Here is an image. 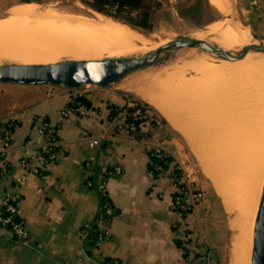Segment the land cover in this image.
I'll return each mask as SVG.
<instances>
[{"label":"crops","instance_id":"crops-1","mask_svg":"<svg viewBox=\"0 0 264 264\" xmlns=\"http://www.w3.org/2000/svg\"><path fill=\"white\" fill-rule=\"evenodd\" d=\"M215 2L222 13L224 7L231 10L228 0ZM245 8L246 26L264 41V0H248ZM144 81L136 76L113 87L79 88L77 98L86 104L85 113L70 112L65 117L61 112L71 107L77 90L52 84L0 82V119L18 123L13 145L5 159L0 160V198L15 190V178L22 172L19 160L31 150L26 142H42L40 119L58 125L63 147V153L44 172L30 175L18 188L19 215L29 236L17 241L0 226V264H92L94 256L109 257L115 264H202L197 253L208 244L201 235L203 222L197 218V209L183 216L171 208L176 187L168 176L152 177L148 146L161 143L173 162L189 176L193 171L207 173L192 140L158 106L134 92V88L146 89ZM127 96L153 107L157 119L164 120L162 132L148 134L147 121L140 128L142 137L118 131L125 118L119 109L127 103ZM172 96L170 110L174 114L185 112V98ZM111 107L118 108V112L112 114ZM190 113L185 112L184 119L190 118ZM208 119L210 123L209 116ZM165 130L169 133L166 140L162 139ZM191 133L204 144L210 142L200 140L195 129ZM90 141L95 142L94 146ZM212 144L215 150L223 145L214 140ZM98 162L103 166L119 165L122 171L110 175L104 185L116 210L108 225H100L101 231L106 229L107 237L98 244L87 245L88 223L98 214L100 195L88 188L86 177L93 174ZM214 187L218 192L215 184ZM180 228L186 232L193 229L195 236L187 239Z\"/></svg>","mask_w":264,"mask_h":264},{"label":"rangeland","instance_id":"rangeland-1","mask_svg":"<svg viewBox=\"0 0 264 264\" xmlns=\"http://www.w3.org/2000/svg\"><path fill=\"white\" fill-rule=\"evenodd\" d=\"M161 1V8L158 9L152 17V29H145V31L154 33L159 38H165L167 41L179 36H194V34H202L205 36V39L212 41L213 38L217 37L218 31L216 32L208 28L211 26L214 28H216V26L222 27L225 20H234L246 25L245 6L248 0H228L231 10L229 11L228 7H224L222 14L214 11L208 0ZM28 2L37 5L36 11H39L38 13L41 12L40 14L44 12L43 14L55 15L57 13L55 16H80L81 18L91 19H96L99 15L117 21L119 20L131 27L141 29L132 24L130 25V23L124 19L115 18L94 10L85 3V0H29ZM28 2L25 0H0V20H4L9 16L17 9V6L22 7L23 4ZM12 9L13 11L11 12ZM49 11L54 14H51ZM96 13L97 15H95ZM66 14L73 15L68 16ZM231 44L232 43L222 45V47L228 49L240 47L238 44L234 45L235 47L230 46ZM12 47L15 46L5 47L6 49L4 46H1L0 48L5 49L3 50L5 53L1 51L2 49H0V53L3 55L9 53L18 54L16 49L14 50ZM144 53V50H139L127 54L142 55ZM255 55L257 56V58H255L256 67L251 66V68L253 73H257V79L262 83H260L259 92L264 94V58L261 57L259 53ZM5 56H3L4 58L2 57L3 59L0 58V64L22 63L23 61V63H46L92 58L61 53L58 56L60 57L59 59L58 57L54 60L46 59L44 62L40 59L29 60L24 57H21L20 61V59L18 60L20 56L13 60L12 58L14 57H8L9 60L6 59L7 57ZM232 64H236V61L218 58L216 55L199 48H183L176 51L175 55L164 66L150 71L149 73H155L159 70H164L163 72L153 74L147 79L152 77L163 80L160 81L163 85L174 83V85L179 86L174 94L184 97V104L188 102L183 109L185 111L187 109L190 110V106H192L193 113L199 116L198 119L195 118L193 120L194 122L196 121L194 127L198 132L200 140H204L205 143L214 140L215 144H218L219 138L222 137L224 142H227V146L225 144H223L224 146L222 144L216 146L217 150H215V152L217 156L215 155V160L217 165L222 164L225 169L230 165L239 167L238 169L246 165L258 175H263V171L261 170L264 168V162L262 159H259V154L264 153V117L259 114L257 115L254 111L252 102L249 103V95L247 97L245 96L243 100H240L238 92H230L229 80L234 78V75L238 74L230 70V65ZM239 66L246 67L243 63ZM147 75L148 74L144 73L140 75L139 78L143 80ZM183 79L186 84L182 85L180 82H182L181 80ZM85 86L90 85H83L81 88ZM74 90H77L75 94H80L79 88ZM77 101L81 102L80 100ZM244 104L246 108H244ZM112 112L114 114L115 111L111 109V113ZM208 116L211 118L210 123H208ZM142 126L143 125L140 124L138 129L139 133ZM162 127L164 128V125H162ZM255 131L259 132V134L255 135L256 138L255 136H251ZM162 136L163 138H161L166 140L169 133L165 130ZM208 144L209 143H207L208 148H205L206 150L210 149ZM245 146L248 148L245 149ZM261 146L262 148H260ZM225 147L228 149V153L225 152ZM203 172L204 171H201L200 174V172L193 171L192 175L189 176L182 171L185 178L191 182V186L195 191L201 194V199L197 202L196 215L198 220L201 219L203 222V231L201 230V235L204 237L202 238L203 240H207L206 244H208L205 250L197 254L198 256L207 258L205 259V262H208L207 264H228V247L234 228L233 217L240 206V197L233 193L229 199H223L216 191L212 181ZM263 188L264 184H262V187L258 190L256 195V211L258 210ZM233 190L237 192L236 188H233Z\"/></svg>","mask_w":264,"mask_h":264},{"label":"bare ground","instance_id":"bare-ground-1","mask_svg":"<svg viewBox=\"0 0 264 264\" xmlns=\"http://www.w3.org/2000/svg\"><path fill=\"white\" fill-rule=\"evenodd\" d=\"M211 3L214 11L221 14L222 10L215 0H211ZM36 10L37 5L28 2L23 4L22 7L17 6V9L14 11L12 9L11 12H13L9 16L4 20H0V47L4 46V48H8L14 45L15 47H12V49L14 48L18 52V54H5L9 56L0 53V58L3 56L7 57L6 59H9L8 57H14L12 58L13 60L20 56L18 60L24 57L29 60L40 59L44 61L46 59L54 60L61 53L99 58L102 56L123 55L139 50L146 51L167 41L165 38H159L154 33L131 27L125 24V22L117 21L109 17L99 15L96 19L81 18L78 15V17H59L58 15L55 16L57 13L55 15L43 14L44 12L40 14L41 12L38 13L39 11L37 12ZM51 14L54 13L52 12ZM208 29L218 31L217 37L213 38V41L221 46L232 43L230 46L235 47L234 45L238 44L241 47L254 42L250 28L234 20H225L222 27L216 26L214 28L211 26ZM194 37L205 39V36L202 34H194ZM4 48H0L2 49L1 51L6 49ZM3 52L5 53V51ZM255 54L248 53L243 59L237 60L236 64L230 65V70L235 72V74L238 73L233 76L234 78L229 80L230 92H238L240 100H243L245 96L247 97L249 95V103L252 102L254 111L257 115L259 114L264 117V94L259 92L261 82L257 79V73H253L251 68V66L256 67L255 58L257 56ZM260 56L264 58L263 54H260ZM241 63L245 64L246 67H240L239 65ZM163 71L159 70L158 72ZM158 72L149 73L143 79L145 80L144 82L147 81L146 89L134 88V92L158 106L171 119V122L192 140V144L203 169L213 180L223 199H229L233 193L239 195L240 206L233 217L234 228L228 247V264H251L253 228L257 213L255 210V200L258 190L264 184V168L261 170L263 171V175H258L246 165L241 169L234 167V165H230L227 169L222 164L217 165L215 160L216 152L212 148V140L209 142L211 145L210 149L206 150L207 144L202 143L192 136L191 131L193 132L195 129L194 125L196 123L193 119H198L199 117L193 113V107L190 106V110L187 109L188 111H185L186 113L191 112L190 118L187 117L184 119V111H179V113L174 114L168 106L171 98H173L172 95H175L174 92L179 86L174 85V83L163 85L160 82L163 80L152 77L151 79H147ZM181 81L180 83L182 85L186 84L184 79ZM168 86H170L169 89ZM244 108H246L245 104ZM256 134H259V132L255 131L251 136L254 137ZM220 138L218 143L221 141L227 146V142H224L222 137ZM247 148L245 146V149ZM225 152L228 153L227 148ZM259 159H262L264 162V153L259 154ZM233 188H236L237 192Z\"/></svg>","mask_w":264,"mask_h":264},{"label":"water","instance_id":"water-1","mask_svg":"<svg viewBox=\"0 0 264 264\" xmlns=\"http://www.w3.org/2000/svg\"><path fill=\"white\" fill-rule=\"evenodd\" d=\"M254 42L235 49L224 48L213 40L179 36L146 50L142 55L105 56L50 63L0 64V82L9 84H52L69 89L83 85L113 87L133 77L149 74L164 66L183 48H199L229 61L241 60L248 53L264 55V41L250 29ZM251 264H264V188L253 228Z\"/></svg>","mask_w":264,"mask_h":264},{"label":"built area","instance_id":"built-area-1","mask_svg":"<svg viewBox=\"0 0 264 264\" xmlns=\"http://www.w3.org/2000/svg\"><path fill=\"white\" fill-rule=\"evenodd\" d=\"M77 96L78 94H75L72 98L71 107L62 110V116H68L70 112H77L79 114L85 113L86 104L83 105L81 102L77 101ZM111 109L115 111L114 113L118 112V108L111 107ZM152 115L154 114L147 108L138 107L132 114L131 122L126 125L123 123L118 126V131H127L130 135L134 136V132H136L140 126V123H137V121ZM3 121L7 124L0 125L1 155L7 153L9 148L13 145L14 134L18 127V123L15 120L8 119ZM38 123L43 137L42 142L38 145L34 144L32 140H28L26 142V147L28 150H31L26 152V154L19 160L22 172L15 178V190L7 192L0 198V205H4L9 213V215L5 217L0 215V226L5 228V230L9 232L17 241H25L29 236L24 221L19 215L21 195L18 188L28 180L30 175L40 174L41 168L56 161L58 156L63 153V147L58 135V125L52 124L44 119H40ZM94 144V141H90L91 146H94ZM148 149L149 151H152V153L159 160L164 161L170 156L168 150L161 143L151 144L148 146ZM172 167L173 166L170 167L167 173L168 178L176 187L172 198L171 208L174 211L183 214V216L190 215L194 210H196L197 202L201 199V194L195 191V189L191 186V182L185 178L182 170H179L180 173L177 174L172 170ZM158 168L162 169L160 165H158ZM121 171L122 168L119 165H109V167L108 165H104L102 168V172L109 176L113 173H120ZM86 185H91V181L86 180ZM106 212L110 214L112 213V209L106 206ZM180 230H182L183 236L187 239L191 240L195 236L193 229L187 232L182 228H180ZM102 232L107 234L106 229L102 228ZM197 259L202 262V264H205V259L207 258L204 256H197Z\"/></svg>","mask_w":264,"mask_h":264},{"label":"trees","instance_id":"trees-1","mask_svg":"<svg viewBox=\"0 0 264 264\" xmlns=\"http://www.w3.org/2000/svg\"><path fill=\"white\" fill-rule=\"evenodd\" d=\"M25 1L28 2L29 0H25ZM85 3L98 12L113 16L115 18L124 19L128 23H130V25L132 24L135 27L137 26L144 30L152 29L153 14L162 6V2L160 0H85ZM80 99L81 98L79 97L76 98V100H80ZM138 107L147 108L154 115L147 116L145 119L137 121V123L143 124L144 122L147 121L149 123L148 134L149 133L151 134L152 133L151 131H154L155 134L162 132V128H163L162 125H164V120L161 119L160 117H158L157 119V115L155 114V112H153V108L151 107L150 104L141 101L137 98H134L132 96H127V103L125 104V106L119 109L121 112L124 113V117H125L124 124L126 125L131 122L132 114ZM1 124H7V123L4 122L2 119H0V125ZM143 135L144 134L139 133V130L134 132V136L136 137H142ZM148 154H149L148 169L152 177L160 178L162 176H168L167 173L171 166H173L172 170L174 172H176L177 174L180 173L179 171L180 168L177 167V165L173 162L171 156H169L166 160L163 161L156 158V156L152 153V151H148ZM5 157H6V153L4 155L0 154V158H1L0 160H4ZM158 165H160L162 169H159ZM102 168H103L102 163L99 162L95 163V166L93 167L94 169L93 174H88L86 177V180L91 181V185H88V188L97 190L100 195L98 214L95 217V219H93L88 223L89 228L86 235L87 245L98 244L107 237V234L101 231L100 225H108L112 216L116 213L115 208L112 206L109 197L104 191V185L109 175L102 172ZM46 169L47 166L41 168L40 174L44 172ZM106 206L112 209V213L108 214L106 212ZM0 215L3 217L9 215L4 205H0ZM88 253L91 256L92 255L94 256V254L91 251H88ZM92 262H93L92 264H115L113 259L109 257L100 258V256H94Z\"/></svg>","mask_w":264,"mask_h":264}]
</instances>
